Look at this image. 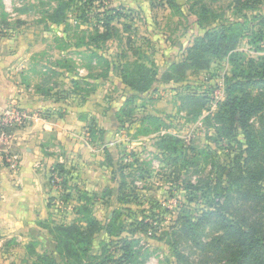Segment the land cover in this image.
Masks as SVG:
<instances>
[{
  "label": "rangeland",
  "instance_id": "obj_1",
  "mask_svg": "<svg viewBox=\"0 0 264 264\" xmlns=\"http://www.w3.org/2000/svg\"><path fill=\"white\" fill-rule=\"evenodd\" d=\"M118 7L122 15L113 22L117 29L109 31L110 39L97 43L89 40L94 25L104 31L103 27L99 28L104 21L101 14ZM85 17L89 21L83 23ZM227 27L237 38L232 54L223 58L206 54L209 64L203 69H188L182 82L172 80L164 89L156 84L160 91L151 95L150 100L135 101L132 118L121 116L125 120L124 127H120L124 143L120 141L123 158L118 167L125 166L122 173L126 187L115 196L117 204L98 202L91 209L102 223L120 212L122 236L133 241L134 257L128 264L225 263V256L215 252L211 244V239L222 233L220 227L212 223L188 226L186 219L196 222L203 208L209 206L215 192L207 189V183L214 187L220 165L238 158L240 145L245 142L238 123L234 138L219 136L220 125H215V115L227 99L237 68L248 71L250 59L264 56V0H0V50L7 47L13 51L12 71L19 85L23 78L29 77L31 84L38 87L40 82L43 89L64 86L56 68L76 74L84 72L80 70L84 67L92 78L105 74V61L91 58L86 43L101 45L103 54L121 64L149 60L156 46L158 59L162 55L168 62H180L189 56L186 55L189 47L205 32H221ZM28 46L31 55L26 62L22 50ZM173 77H181V71H174ZM245 86L254 98L258 96L264 102V88ZM72 88L82 93L93 89L90 83L81 80L72 82ZM153 104L162 113L161 121H141ZM249 123L260 132L264 117L257 114ZM165 134L181 142H167L168 149L163 151L159 148V139ZM139 135L145 138L134 145ZM258 157L263 159V155ZM115 176L120 182L119 172ZM222 181L225 185L226 181ZM259 184L263 189L256 188V191L264 198V181ZM232 190L235 200L229 203L230 210L238 209L242 216L252 212L249 222H256L253 224L258 230L256 234L264 238V210L253 213L252 208L240 205L239 193L235 187ZM77 198L76 194L74 202L68 203L67 223L78 218L75 215ZM185 229L190 231L189 235L184 234ZM117 241L102 232L96 234L89 244L90 258L83 256L75 262L73 258L59 257L53 241L42 240L40 236L29 243L8 239L0 241V264H37L36 253H46L49 249L57 264H93L94 255L117 249L121 245ZM30 247L35 249V254Z\"/></svg>",
  "mask_w": 264,
  "mask_h": 264
},
{
  "label": "crops",
  "instance_id": "obj_2",
  "mask_svg": "<svg viewBox=\"0 0 264 264\" xmlns=\"http://www.w3.org/2000/svg\"><path fill=\"white\" fill-rule=\"evenodd\" d=\"M157 50V46L151 50L150 59L161 72L174 60L168 62L162 55L158 59ZM4 51L0 50V114L12 106L32 118L22 127L9 128L3 147L13 165L0 166V241L22 239L29 243L40 236L52 243L49 230L54 225L70 224L66 222L68 203L74 202L77 192L95 196V204L118 203V171L107 160L106 150L117 159L123 148L115 115L126 107V97L134 92L122 83L116 70L107 77L92 78L84 67L80 69L84 72L76 74L55 69L64 88L53 85L43 89L40 82L36 87L29 77L19 85L12 71L14 53L7 47ZM30 55L29 46L22 50L26 62ZM75 80L88 82L93 89L88 93L74 90ZM158 86L164 89L168 83ZM148 108L146 113L162 116L154 104ZM143 138L139 135L133 144H140ZM57 165L64 169L63 176L57 174ZM51 176L66 180V199ZM75 202L79 206L78 198Z\"/></svg>",
  "mask_w": 264,
  "mask_h": 264
},
{
  "label": "trees",
  "instance_id": "obj_3",
  "mask_svg": "<svg viewBox=\"0 0 264 264\" xmlns=\"http://www.w3.org/2000/svg\"><path fill=\"white\" fill-rule=\"evenodd\" d=\"M120 11L121 7L110 8L103 12L101 17L103 16L104 21H102V25L99 28L103 27L104 31H100L98 26L94 25L92 28L94 33L89 34L88 39L92 40V42L94 41L93 43L109 40L111 37L109 31L117 29L113 22L116 17L122 15ZM55 13L56 10L53 15ZM82 19L85 20L83 23L89 21L86 17ZM229 30V27H227L221 32H205L203 36L195 40L194 45L189 47L186 54L189 55L187 58H184L180 62H172L167 69L161 72L151 59H145V62L134 60L129 64L126 62L121 64L117 63L112 57L103 54L100 50L101 45L86 43V49L89 51L91 58L104 60L106 63L105 67L107 71L100 76L107 77L110 71L116 70L122 83L134 92V94L127 96L124 101V104L128 107L123 108L120 114H116L119 128L125 125V120L121 116L127 119L133 117L136 100L144 98L150 100L151 95L160 91L156 84H169L172 80L182 82L186 74L185 71L188 69H203L209 64V59L205 58L206 54L214 58H223L228 54H232L237 45V38L233 37L229 33ZM249 64L250 69L248 71L238 70L237 68L235 78L232 79L228 87L227 99L221 104L215 115V125H220L217 127V134L219 136L234 138L238 132L235 124H240L245 135V142L240 145L241 153L235 160L232 158L228 164L220 165V172H218L214 187L211 186L210 182L207 183V189H212L215 195L209 202V206L203 208L202 213L197 217V221L193 222L186 219L188 226L194 225L199 227L212 223L220 227L222 233L214 236L211 239V244H213L215 252L225 256L224 264H264V238L260 234H256L258 230L257 228L255 229L256 225H253L256 222H249L252 212H247L242 216L238 212V209L232 211L229 208V203L235 200L232 193V189L235 187L237 194L239 193L240 195V198L237 200L240 201V205L243 204L247 205V208H252L253 213H259L264 210V204H261L264 198L256 191V188L263 189L262 186H259V182L264 181V163H261L264 162V126H262V131L257 132L256 129L250 127L249 123L250 118L257 114L260 117H264V102L259 100L258 96L254 98L245 86L253 84L264 88V56H260L256 60L250 59ZM236 66L238 67L237 64ZM176 70L181 71V77L174 79L173 73ZM202 102L204 103V100ZM143 120L161 121L158 116L148 113L142 116L141 121ZM171 141L174 143L181 142L179 138L165 134L159 139V148L167 151L166 143H170ZM106 155L107 160L119 172V178H122L117 183L118 193H120L126 187L125 175L122 173L125 170V166L118 167V162L123 156L118 152L116 159L111 150H106ZM259 155H263V159L259 158ZM115 159L116 164L113 162ZM252 162L256 163L255 166L251 165ZM55 168L59 176L64 175L65 171L60 165H57ZM52 179L53 176L50 177V180ZM222 180L226 181L225 185ZM60 184L62 187V197L66 199L68 196L65 193L66 180L63 178ZM77 195L80 204L75 213L78 218L70 224L54 225L49 230L54 243V251L55 249L57 250L59 257L64 259L73 258L75 262L81 261L83 256L88 260L92 253L89 250V244L92 243L96 234L102 232L109 238L118 239L117 243H121V245L117 249H113L117 255L112 252L113 250L100 256L94 255L95 261L93 264L130 263L134 257L132 251L133 241L126 236H122V225H120V219L118 220L121 215L120 212L113 215L107 222L102 223L92 213L91 208L94 204L95 196H89L85 192H77ZM257 206L259 207L257 208ZM187 233L189 235L190 231L185 229L184 234L187 235ZM83 245H86L88 249ZM30 250H34L35 254L33 247H30ZM36 256L38 260L37 264H57L53 252H49L48 254L36 253ZM66 264L68 263L66 262Z\"/></svg>",
  "mask_w": 264,
  "mask_h": 264
},
{
  "label": "built area",
  "instance_id": "obj_4",
  "mask_svg": "<svg viewBox=\"0 0 264 264\" xmlns=\"http://www.w3.org/2000/svg\"><path fill=\"white\" fill-rule=\"evenodd\" d=\"M32 116L16 107H8L0 114V166L13 165L10 155H8L3 147L8 138V130L11 127H22L31 120ZM112 144V143H111ZM54 184H57L60 188L61 180L55 177L53 178Z\"/></svg>",
  "mask_w": 264,
  "mask_h": 264
}]
</instances>
